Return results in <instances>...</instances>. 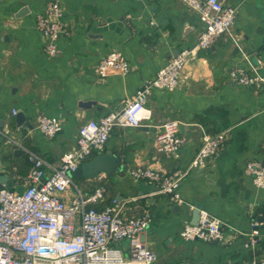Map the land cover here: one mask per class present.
Here are the masks:
<instances>
[{"label":"crops","instance_id":"obj_1","mask_svg":"<svg viewBox=\"0 0 264 264\" xmlns=\"http://www.w3.org/2000/svg\"><path fill=\"white\" fill-rule=\"evenodd\" d=\"M49 1L0 2V130L23 149L15 155L0 133V175L11 179L9 188L18 192L24 190L30 168L26 149L56 165L75 145L83 122L120 107L180 49L195 45L202 29L197 14L179 0H58L66 31L58 39L56 55L49 57L35 27L36 14ZM223 1L237 8L231 28L186 61L179 86L152 91L145 104L151 117L145 125L118 127L110 134L104 151L120 157L118 170L109 178L101 174L78 179L82 191L101 185L106 199L123 200L128 216L150 212L142 236L157 254L153 264H264V188L256 187L243 171L247 161L264 160V80L253 87L228 75L241 67L264 78V0ZM111 50L125 55L130 71L109 70L101 78L97 64ZM39 114L61 119V130L53 137L44 135L36 123ZM169 118L183 122L179 159L153 147L157 125ZM223 131L227 137L220 151L181 183L180 204L158 193L155 183L128 174L135 165L166 172L183 167L204 133ZM197 205L222 220V239L181 238V227L193 221ZM255 221L259 243L251 246ZM128 245L126 240L116 246L128 255Z\"/></svg>","mask_w":264,"mask_h":264},{"label":"built area","instance_id":"obj_2","mask_svg":"<svg viewBox=\"0 0 264 264\" xmlns=\"http://www.w3.org/2000/svg\"><path fill=\"white\" fill-rule=\"evenodd\" d=\"M179 1L195 12L202 24L195 45L180 49L156 71L151 81L138 88L120 107L98 119L83 122L77 129L75 145L62 153L56 165L26 149L30 168L24 177L23 191L0 185V264H153L156 261L157 254L142 236L149 225L150 212L144 210L138 216H128L123 200L106 199V189L101 185L89 192L82 191L72 173L92 156L104 151L115 128L145 125L151 117L145 104L152 91H172L179 86L186 61L200 49L213 45L234 24L237 8L223 0ZM63 12L62 4L53 0L35 16L41 48L49 57L56 55L58 39L66 31ZM96 70L101 78L109 70L126 74L130 64L121 51L111 50L101 57ZM228 75L237 84L253 87H259L264 80L259 75H249L241 67L231 69ZM12 112L15 114L16 111L13 109ZM36 123L47 137L55 136L62 128L61 119L44 114L36 117ZM182 125L178 118H169L157 125L154 149L179 159L185 142ZM0 133L4 134L7 143H16L7 131L0 130ZM226 137L225 131L204 133L192 159L171 172L135 165L128 169V174L136 180L155 183L158 193L180 204L183 201L179 188L183 180L194 170L203 169L208 159L223 147ZM46 169L50 173L47 174ZM243 171L251 176L256 187L264 188V160L247 161ZM98 204L102 207H97ZM257 225L253 222L254 228L249 235L251 246L259 243ZM222 226L220 218L200 210L196 223H183L180 236L184 240L218 241L223 237ZM123 240L129 243L128 255L116 246Z\"/></svg>","mask_w":264,"mask_h":264},{"label":"water","instance_id":"obj_3","mask_svg":"<svg viewBox=\"0 0 264 264\" xmlns=\"http://www.w3.org/2000/svg\"><path fill=\"white\" fill-rule=\"evenodd\" d=\"M88 105V104H83ZM22 119V115L18 112L16 115V120L19 121ZM10 147L13 150L15 155L21 154L23 149H21L17 143H10ZM120 165V157L115 155L113 152L106 150L102 153H99L87 161H85L82 165H80L73 173L72 177L75 179L86 178V179H94L99 175L103 174L105 177L109 178L115 171L118 170ZM6 175H0V182L4 183L7 187H10L11 179L6 180ZM200 209L197 205L194 210V219L191 223H196L199 217ZM260 220H264V217H261ZM216 242V241H213Z\"/></svg>","mask_w":264,"mask_h":264},{"label":"rangeland","instance_id":"obj_4","mask_svg":"<svg viewBox=\"0 0 264 264\" xmlns=\"http://www.w3.org/2000/svg\"><path fill=\"white\" fill-rule=\"evenodd\" d=\"M74 182L79 186L80 185V182L77 178L74 179ZM80 187V186H79ZM123 241H126V240H123Z\"/></svg>","mask_w":264,"mask_h":264},{"label":"trees","instance_id":"obj_5","mask_svg":"<svg viewBox=\"0 0 264 264\" xmlns=\"http://www.w3.org/2000/svg\"><path fill=\"white\" fill-rule=\"evenodd\" d=\"M93 157V156H92Z\"/></svg>","mask_w":264,"mask_h":264}]
</instances>
